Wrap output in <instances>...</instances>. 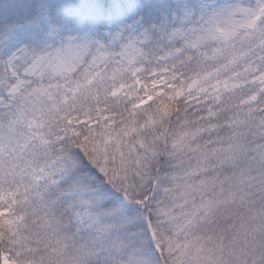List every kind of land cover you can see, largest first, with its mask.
<instances>
[{
  "label": "snow or ice",
  "instance_id": "6c2138e0",
  "mask_svg": "<svg viewBox=\"0 0 264 264\" xmlns=\"http://www.w3.org/2000/svg\"><path fill=\"white\" fill-rule=\"evenodd\" d=\"M0 264H264V0H0Z\"/></svg>",
  "mask_w": 264,
  "mask_h": 264
}]
</instances>
